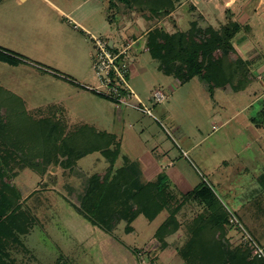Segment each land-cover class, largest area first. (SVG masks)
Masks as SVG:
<instances>
[{
    "label": "rangeland",
    "instance_id": "1",
    "mask_svg": "<svg viewBox=\"0 0 264 264\" xmlns=\"http://www.w3.org/2000/svg\"><path fill=\"white\" fill-rule=\"evenodd\" d=\"M108 1L63 2L66 10L74 8L69 15L96 36L117 37L118 29L122 34L131 29L141 35L150 26L159 25V20L163 28L170 29L166 16L151 23L146 13L118 0H112L113 5ZM174 16L181 30L199 17L187 7L178 8ZM144 37L141 35L131 49L127 82L151 115L132 106L116 108L108 98L87 89L98 80L92 69V41L80 27H73L43 0H0V46H23L36 57L59 49L64 53L63 65L71 70L65 73L67 83L36 74L20 81L19 87L25 88L22 92L33 95L26 106L31 117L41 124V119L50 115V104L57 103L55 97H61L59 103L68 118L66 128L85 122L115 133L120 140L116 165L125 163L124 155L142 162L149 157L159 173L166 175L174 199L180 200L182 193L205 182L242 226H226L231 246H245L247 232L264 248V186L258 179L264 174V126L262 131L248 120L254 107H249L247 98L242 99L238 91L226 93L215 88L211 97L208 82L200 76L180 83L165 75L145 48ZM30 60L46 65L32 56ZM5 63L0 60V81L14 76L6 70L13 68L11 64ZM205 76L214 81L211 72ZM155 89L165 94L161 102L151 99ZM1 117L10 121L13 115L8 111ZM9 130L7 125L4 134ZM106 166L107 160L94 151L77 159L68 173L60 163L50 164L42 172L28 166L14 167L13 182L21 191V208L30 224L19 236L23 244L9 248V264H134L135 258L138 264H184L176 248L187 236V223L199 213L206 214V207L194 201L182 205L176 213L180 226L166 237V247L159 242L155 246L152 234L168 215L166 209L153 219L137 215L130 232L125 231V221H120L107 235L74 207L88 175L102 173Z\"/></svg>",
    "mask_w": 264,
    "mask_h": 264
},
{
    "label": "trees",
    "instance_id": "2",
    "mask_svg": "<svg viewBox=\"0 0 264 264\" xmlns=\"http://www.w3.org/2000/svg\"><path fill=\"white\" fill-rule=\"evenodd\" d=\"M118 1L158 20L172 11L179 0ZM108 2L113 5L112 0ZM238 29L239 24L232 20L218 28L191 20L187 30L172 32L153 25L146 32L145 47L165 75L185 83L194 76L201 77L208 69L215 76V86L229 93L237 90L248 75L244 62L233 58L231 38ZM23 57L0 46L1 61L17 65ZM208 91L213 97L214 88L208 85ZM26 106L22 97L0 86V108L6 110L0 109V264H9V248L23 244L19 236L28 231L30 224L21 208V191L13 182L14 167L28 166L42 172L50 164L60 163L68 173L77 159L94 151L101 153L107 166L102 173L88 175L74 207L104 233L111 234L120 221H125V231L130 232L137 215L153 219L166 209L168 215L153 233V238L166 247V237L180 226L176 213L182 205L194 201L204 205L207 213L197 214L186 225L187 236L176 248V255L184 264H264L262 258H250L247 247L231 246L225 236L226 226L232 225L229 210L205 182L182 193L180 200L174 199L165 174L146 180L138 162L126 156L123 165H116L120 140L114 133L97 130L85 122L66 128L67 119L60 105H52L50 115L40 124L29 115ZM8 111L13 115L11 124L1 117ZM249 119L255 126H264V100ZM7 125L10 130L4 134ZM258 179L264 186V174Z\"/></svg>",
    "mask_w": 264,
    "mask_h": 264
},
{
    "label": "crops",
    "instance_id": "3",
    "mask_svg": "<svg viewBox=\"0 0 264 264\" xmlns=\"http://www.w3.org/2000/svg\"><path fill=\"white\" fill-rule=\"evenodd\" d=\"M43 1L47 2L49 6L52 7L57 12L58 16L65 17L69 23L71 22L73 27L75 28L80 27L82 31L86 34L87 36L86 39L90 40L89 34L92 32H90L84 26L76 22L71 17V15H69L68 12L73 11L74 8L71 10H66L65 9L66 3L63 2L64 0H43ZM180 7H187L188 9L193 10V12L198 14L199 19L193 18L191 20L197 19L199 25L201 26H211L212 28H218L220 25L225 24L228 20L236 21L239 24V29L236 31V33L231 38V44L235 51L234 58H239L240 60L244 62L245 69L248 72V75L246 79H244V81L240 84L238 89L235 91H238V93H241L240 97L242 99L247 98V101H248L247 105H249V107L250 106L254 107L255 109L254 113L249 114L247 116L248 120L250 121L249 118L255 115V113L257 112L261 104V101L264 100V0H179L176 3L175 8L172 11H170L167 15H165L166 18H168L167 21H169L170 23L169 24L170 29L168 30L166 29L167 31L172 32L177 29L181 30L178 27L175 16H174L176 11ZM109 15L110 13L107 14L108 19H109L108 17ZM151 20H152L151 23L156 21L155 19H152V18ZM61 22L63 23V21ZM160 22L161 20L157 21L156 24H159V26H162ZM87 24L91 26L88 21H87ZM189 26H190V22H189ZM148 29H145V32L141 34L143 36L145 35L144 46H145L146 32ZM120 31L121 30L118 29L117 37L114 35L113 38H111L117 43H121V42L125 43L127 40H130V39L131 40L133 39L136 42L141 36L140 34L139 35L136 34L135 30H131V29L129 30V33L123 32L122 34L120 33ZM235 36L237 38H235ZM234 38L236 39L235 41H234ZM4 47H7L8 49L11 48L10 50H13L14 52H17L20 55L24 56L23 57L24 59L23 61H21V63L17 65H10L13 68L6 69V70L11 71V73L14 74V76L3 77V80L0 81V86L22 97L26 105L29 104L33 95L31 94L27 95L25 92L23 93L22 91L25 88L19 87L20 81L24 80V78H28L30 80L33 78L34 76L33 74H36L37 76L40 75V77L48 76L50 78V81L52 82L55 81L57 83V81H61L63 83H67L68 76L66 77L65 73L70 72L71 70L68 69V67H65L63 65L64 59H62V57L64 53H60L59 49H57V51L53 53L54 56L53 54H51V52H48V54H45L44 57H36L35 55L31 53L30 50H25L23 46L15 47L11 45L9 47V45H4ZM56 52L58 53L57 55H56ZM31 56L38 58V61L42 60L43 63L46 65H37L34 62L32 63V61L30 60ZM45 57H48V58L41 59ZM18 68L19 70H15ZM208 72H211L213 74V72L208 69L204 70L201 76L202 81L208 82V85L212 86L215 92V88H218L215 86V76L213 74L214 81L209 82L207 80L208 77L205 76V73H208ZM20 73H23L25 75H22ZM19 77H22V78H19ZM214 92H213V96H214ZM55 100H57V103H53L50 105H61L59 103L61 102V97L56 96ZM250 123L254 127L258 129L260 128L263 131L262 129L263 127L255 126L251 121ZM97 130H101V129H97ZM127 158L129 160H134L138 162L141 172L143 174V177L146 180L154 179V177H156V175L159 173V169L155 168L154 166V163H155L153 162L154 160L148 159L149 157L146 160H143L144 163L142 161H139L138 159H133L129 157ZM166 241L168 242V240ZM157 243L158 241L155 240L154 245L156 246ZM145 259L149 260L147 257H145ZM134 264H138V261L136 260V258H135Z\"/></svg>",
    "mask_w": 264,
    "mask_h": 264
},
{
    "label": "built area",
    "instance_id": "4",
    "mask_svg": "<svg viewBox=\"0 0 264 264\" xmlns=\"http://www.w3.org/2000/svg\"><path fill=\"white\" fill-rule=\"evenodd\" d=\"M89 38L94 47L92 69L98 83L87 86L88 89L108 98L116 108L132 106L151 115V110L143 104L127 82L132 57L131 49L135 40L130 39L125 43H117L111 38L96 36L92 33L89 34ZM164 98L165 94L159 89L152 92L151 99L153 101L161 102ZM229 214L230 223L241 226L231 211ZM245 242L251 258L257 257L264 260V248L247 232Z\"/></svg>",
    "mask_w": 264,
    "mask_h": 264
}]
</instances>
